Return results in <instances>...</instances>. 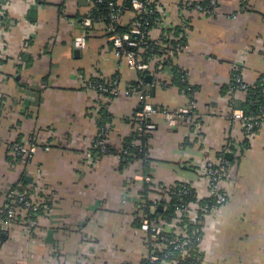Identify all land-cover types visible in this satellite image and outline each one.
<instances>
[{
    "label": "crops",
    "instance_id": "1",
    "mask_svg": "<svg viewBox=\"0 0 264 264\" xmlns=\"http://www.w3.org/2000/svg\"><path fill=\"white\" fill-rule=\"evenodd\" d=\"M158 1L177 23V6L184 0ZM86 2H3L7 16L0 24V90L10 98L0 118V191L25 174L50 187L55 202L41 217L44 230L35 238L21 229L8 234L0 264H139L147 252L133 215L144 181L139 178L141 161L119 171L118 155L99 157L90 144L99 120H105L107 144L121 149L134 131L131 116L144 98L157 109L149 118L154 128L148 140L154 182H190L203 197L206 183L198 179V165L217 159L228 141L241 146L231 154L227 200L205 221L201 264H264V119L248 135L239 121L231 124V110L245 93L228 95L224 88L234 67L241 68L248 85L264 75V0H217L212 14L187 11L186 44L173 61L187 72L194 87L189 94L171 82L170 69L163 65L150 71V94L125 93L137 74L115 56L102 24L93 26L83 49L72 44L81 33ZM130 16L127 10L122 17ZM150 35L157 40L158 29ZM116 72L119 93L101 99L109 116L103 119L100 111L94 116L97 94L85 82L110 79ZM191 97L194 121L188 116L168 124L164 111L185 107ZM17 135H35L51 147L11 164L5 157L7 144Z\"/></svg>",
    "mask_w": 264,
    "mask_h": 264
},
{
    "label": "built area",
    "instance_id": "2",
    "mask_svg": "<svg viewBox=\"0 0 264 264\" xmlns=\"http://www.w3.org/2000/svg\"><path fill=\"white\" fill-rule=\"evenodd\" d=\"M89 8L83 13L80 18V23L82 26L81 33L74 37L72 44L77 49H83L86 46L89 33L92 31L93 26L95 25L90 17V7L92 6V0H86ZM208 5L199 4L192 0H184L177 6V15L179 17L177 23H172V14L169 13L158 0H130L129 4L132 12L134 13L133 20L129 23L128 31L121 34L112 32L110 36H106L108 41L111 42L114 54L119 59H123L128 67L135 71H154L155 67H162L163 62L168 58H174V50L170 45V40H175V33L173 28L175 26H180L185 33L187 30L188 22L187 20V11L193 10L201 13L212 14L217 5V0H208ZM110 4H113L112 2ZM153 4V5H152ZM117 7L116 12L112 15L114 21H118L121 15V2H116ZM150 5V7H149ZM3 4L0 8V13L2 14ZM153 15L154 19L152 25L155 29L159 31V37L157 39L159 46L161 48V53H153L151 57L145 59V53L148 48V30L144 31L145 24L147 21H142L143 16ZM106 28V27H105ZM113 28L107 27V31H112ZM3 36L2 28L0 27V38ZM134 48V51H129L126 48ZM136 49V50H135ZM177 55V54H176ZM234 71L237 72L233 77L230 76V80L227 83L230 85L229 90L227 91L228 95H233L236 91H245L248 87V84L245 82L241 68L234 67ZM232 75V74H231ZM152 76V74H150ZM100 77V76H98ZM264 82V75L261 77ZM105 84V85H104ZM98 84L95 81L88 79L85 82V88L88 90H93L96 93H102L109 91L110 94H118V86H115V82ZM130 86L124 91L125 93H131ZM264 92V88H263ZM264 96V93H263ZM105 96H100L99 99L104 100ZM98 98V97H97ZM101 100V101H102ZM101 103H94L91 107V112L94 116L98 115V111L101 107ZM195 100H190L185 107H181L174 111H164L165 118L168 121V124L175 125L179 119L190 116L194 121L196 117L195 111ZM157 112V109L152 106L149 102H144L143 107L140 111L135 113V124L134 130L142 131L143 129L153 130L154 125L151 121H147L151 115ZM264 119V105L261 107L260 113L256 115H245L244 111L240 108H233L231 110V124L239 121L241 124L242 130L248 135V133L254 131L259 127L261 120ZM150 120V119H149ZM104 134L97 132L96 137H100L95 142V147H99L101 151H105V146L107 144L106 139L103 137ZM133 143L137 144L135 140ZM227 148L224 150V155L218 157L217 159H204L197 167L196 173L198 179L205 181L206 191L205 196L207 201H204L203 205L191 204L188 207L186 212L190 220H194L193 215H198L199 211L204 213V220L206 221L210 218L216 211V209L223 205L227 200L225 179L227 174L230 171V163L227 154H236L239 152L241 146H236L233 143L226 144ZM233 147L232 150L230 147ZM13 149L17 151L18 154H33L36 151V147L33 143H30L28 146L21 145L16 143L13 145ZM141 180L146 182H151L152 179L150 176H141ZM159 188V187H156ZM198 193V192H197ZM18 201L22 203L23 211H37L38 207L33 204L31 199L27 197L24 193H17ZM199 195V193H198ZM12 192H8V199L3 206H0V214L4 216L0 218V228L8 229L11 224V217L15 213V209L11 204L14 203L12 200ZM201 197V196H199ZM165 199L169 201L168 191L167 193H161L157 197L153 198V206L150 209H154L156 203ZM182 211L177 209L176 217L171 220L168 224L164 225L161 219H149L146 216L142 218L141 221V230L144 233V245L146 247V254L143 257L148 262H156L159 260L160 264H183L182 260H185L186 264H201L203 261V251H202V241L204 238V224L201 227L203 233L199 231L192 230L188 232L187 223L180 225ZM1 217V215H0ZM36 219L30 221V225H35ZM171 232L170 236L162 235L163 231ZM176 253L181 260L178 258H173L171 255ZM192 253H195L197 256H191ZM149 264V263H147Z\"/></svg>",
    "mask_w": 264,
    "mask_h": 264
},
{
    "label": "trees",
    "instance_id": "3",
    "mask_svg": "<svg viewBox=\"0 0 264 264\" xmlns=\"http://www.w3.org/2000/svg\"><path fill=\"white\" fill-rule=\"evenodd\" d=\"M5 0H0V8ZM85 1V0H83ZM121 2V15L118 21H114L112 18V15L116 12L117 7H115L116 2ZM130 0H92L93 4L89 9L90 17L94 24H102L104 26V34L106 36H110L112 32L116 33H123L128 31L129 23L134 18V13L131 10ZM113 4H110V3ZM199 4L202 5H208V0H202L199 2ZM153 5V4H152ZM150 7V5H149ZM131 11V16L129 19L124 20L122 16H124V13L126 11ZM7 15L3 12L0 13V24H3L6 20L5 17ZM82 16V15H81ZM80 16V18H81ZM154 19L153 15L150 16H143L142 21H147L145 24V34L148 30V48L145 53V59H148L151 57L153 53L158 54L161 53V48L159 46V43L157 40L151 39L150 34L153 29H155L152 25V21ZM189 21L188 18L186 20ZM106 27V28H105ZM107 27L113 28L112 31H107ZM175 33V40H170V45L172 46L174 50V56L183 49V47L186 44V35L183 32V29L180 26H175L173 28ZM111 43V42H110ZM112 45V44H111ZM129 51H134V48L127 47L126 48ZM136 50V49H135ZM165 68L167 67L170 69L171 72V82L175 84L179 89L184 90L185 92L193 93V86H190V84L187 82V72L183 70L182 68L178 67L174 61L173 58H168L163 62L162 64ZM137 79L132 81L130 83L129 88L131 90V93L133 92H140V93H148L150 94L152 92V80L151 82L146 81V77L150 76V71H136ZM237 72H232V77L236 75ZM262 77V76H261ZM261 77L258 78V80L253 85H248L247 89L244 91L245 98L240 105H238L237 108H240L244 111L245 115H256L260 113L261 107L264 105V96H263V88H264V82L262 81ZM153 79V76L151 77ZM90 80L97 82L98 84H104L107 85L109 83L115 82V86H118L119 82V76L118 72H116L112 78L105 79L102 77H91ZM141 85L139 86L138 84ZM105 85V84H104ZM232 85V84H230ZM230 85H226L225 92L229 90ZM119 89V88H118ZM119 93V92H118ZM127 93V94H131ZM97 97L95 99L94 103H101V99L99 97L107 96V97H115L117 94H110L109 91L102 93H96ZM10 95L8 93H4L0 90V118L2 117V114L7 107V103L9 101ZM145 99V98H144ZM144 99L141 101V103L135 108L132 116H131V122L134 125L135 124V113L140 111L144 104ZM191 100H194V98ZM234 106V102L232 103ZM237 106V105H236ZM100 115L103 119L109 116L106 106L103 104L101 105L100 109ZM147 121H150L149 119ZM105 123V120H99L98 132H101L103 137L107 139V132L105 129V126H103ZM103 124V125H102ZM258 128L255 129V131ZM152 130L143 129L142 131H136L134 130L131 135L125 137L122 142L121 149L115 150L112 147H110L108 144L105 146V151H101L99 147H95V142L100 139V137H96L92 143L90 144V150L93 153H96L97 156H103L107 154H114L118 155L119 157V164H118V170L122 171L125 166L129 165L131 162L135 160L141 161V167H142V174L144 176H151L150 168H151V162L153 161V158H151L148 154V140L151 135ZM39 137H36L35 135H28V137H23L22 135H17L16 139L13 141H9L7 144V151H6V159L9 163L13 164L19 160H23L27 162L30 160L33 155L38 150H47L51 147V142H42L38 139ZM137 141L138 143H133L134 141ZM19 143L21 145L28 146L30 143H33L36 147V151L33 154H18L17 151L13 149V145ZM230 142H227V145ZM244 144V143H243ZM243 148L245 146H242ZM232 146L230 149L232 150ZM222 150V154L219 155V157L223 156L224 150ZM229 163L232 162V158L228 159ZM130 180L126 179L125 184H129ZM126 186V185H125ZM159 187V188H156ZM12 192V200L14 201L13 204H11V207L15 209V213L13 217H11V224L8 229H1L0 228V247L3 244V242L9 237L10 233L14 229H21L23 230L27 235H29L31 238H35L38 233H40L41 230H44V225L41 224V221L43 218L48 215V211L50 210V206H53L55 202V194L52 192L50 187H46L45 184H43L41 181H32V179L28 178L25 174H22L19 176V179L12 183L6 190L0 191V206H3L8 197V192ZM168 191L169 201H165V199L159 200L154 209H150L153 206L152 199L160 195L161 193ZM17 193H24L27 197L31 199L34 205L38 207L37 211H23L22 203L18 201V197H16ZM207 197H199L197 190L194 188V186L190 182H175L172 185H163L157 182H154L153 180L151 182L143 181L142 188L139 193V199L137 200L136 208L133 211L134 215V224L136 227H141V221L144 216H146L149 219H161L162 222L165 224H168L171 222L173 218L176 217V211L179 209L182 211L181 214V222L180 225H184L187 223V229L188 232H191L192 230L199 231V233H203L201 230V227L204 223V213L202 211L198 212V215H193V221L189 219L186 212L188 207L191 206V204H196L198 206L203 205L204 201H207ZM220 207V206H219ZM218 207V208H219ZM22 208V209H21ZM217 208V209H218ZM216 209V210H217ZM216 212V211H215ZM1 219L4 216V212H2ZM32 219H38L39 224L36 225H30V221ZM84 226V224H81V227ZM50 232L54 231L55 229H49ZM9 234V235H8ZM162 235L170 236L172 233L167 232L166 230L161 232ZM191 256H197L195 253H192ZM173 258H178L181 260V258L176 254L173 253L171 255ZM187 259V258H186ZM185 259V260H186ZM185 260H182L183 264H186ZM160 264L159 260L156 262H148L146 259L142 258L139 264Z\"/></svg>",
    "mask_w": 264,
    "mask_h": 264
},
{
    "label": "water",
    "instance_id": "4",
    "mask_svg": "<svg viewBox=\"0 0 264 264\" xmlns=\"http://www.w3.org/2000/svg\"><path fill=\"white\" fill-rule=\"evenodd\" d=\"M146 79H147V81L149 82L150 79H151V77H150V76H147ZM231 156H232L231 154H227V155H226V157H227L228 159H231Z\"/></svg>",
    "mask_w": 264,
    "mask_h": 264
},
{
    "label": "rangeland",
    "instance_id": "5",
    "mask_svg": "<svg viewBox=\"0 0 264 264\" xmlns=\"http://www.w3.org/2000/svg\"><path fill=\"white\" fill-rule=\"evenodd\" d=\"M10 104H11V103H10ZM49 206L51 207V205H49ZM48 212H49V211H48ZM36 224H37V225L39 224L38 219H37V221H36ZM36 224H35V226H37Z\"/></svg>",
    "mask_w": 264,
    "mask_h": 264
}]
</instances>
